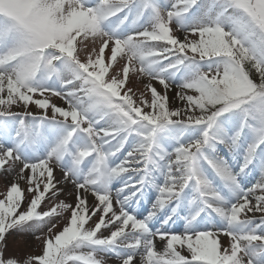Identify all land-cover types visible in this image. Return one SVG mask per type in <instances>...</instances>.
I'll list each match as a JSON object with an SVG mask.
<instances>
[{"label": "snow or ice", "instance_id": "snow-or-ice-1", "mask_svg": "<svg viewBox=\"0 0 264 264\" xmlns=\"http://www.w3.org/2000/svg\"><path fill=\"white\" fill-rule=\"evenodd\" d=\"M8 175L0 264H264V0H0Z\"/></svg>", "mask_w": 264, "mask_h": 264}, {"label": "rangeland", "instance_id": "rangeland-1", "mask_svg": "<svg viewBox=\"0 0 264 264\" xmlns=\"http://www.w3.org/2000/svg\"><path fill=\"white\" fill-rule=\"evenodd\" d=\"M178 35H181V37H182L183 34L182 33H178ZM120 63H122V61ZM133 82H134V84H137L141 88V90H143V84H142V82L136 81L135 78H133ZM158 87H159V85H158ZM53 100H54L55 103H57L59 105H63V103H64L62 100H60L58 98H53ZM13 110H19V109L15 108V106H14V109ZM32 110L33 111H37L36 109H32ZM49 114H51V113H49ZM221 154H223V153H221ZM256 178L259 179V176H257ZM12 179L13 178H12L11 175H8L7 177L0 176V193H4L6 191V188L11 183ZM65 186L70 191L67 190V189H65L64 194L61 195V196H59V197H57L56 200L52 201V203H55L58 200H67L68 202H73V203L75 202V193H74L71 185H64L63 187L65 188ZM69 193H72V195H69ZM44 206L47 207L48 204L46 203ZM148 207H150V205ZM63 223L64 222L62 221L61 222V225L56 229V231H59L60 228H62ZM104 234H107V233L105 232ZM221 239L225 243L228 240V238L227 237H224V236H222ZM40 247L41 246H40V244L38 242L32 241L31 242V246L27 249V251L32 252V253H35V254H39L40 253ZM162 248H163V246H161V250H162ZM110 262H111V260H109V264H110Z\"/></svg>", "mask_w": 264, "mask_h": 264}, {"label": "bare ground", "instance_id": "bare-ground-1", "mask_svg": "<svg viewBox=\"0 0 264 264\" xmlns=\"http://www.w3.org/2000/svg\"><path fill=\"white\" fill-rule=\"evenodd\" d=\"M65 189H67V190H69L66 186H65ZM70 191V190H69ZM89 199H90V202H91V197H89ZM161 246H163V243L162 242H160L159 240L157 241V248L159 249V250H161ZM110 264H112V261L110 262Z\"/></svg>", "mask_w": 264, "mask_h": 264}]
</instances>
